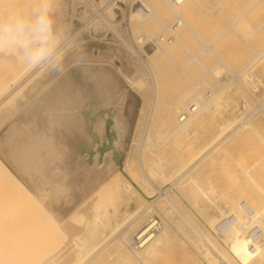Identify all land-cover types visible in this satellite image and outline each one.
Masks as SVG:
<instances>
[{
    "label": "bare ground",
    "instance_id": "6f19581e",
    "mask_svg": "<svg viewBox=\"0 0 264 264\" xmlns=\"http://www.w3.org/2000/svg\"><path fill=\"white\" fill-rule=\"evenodd\" d=\"M134 1L142 2L150 8V13L139 20L136 25L134 23L138 12L134 9L130 11L129 27L134 35L138 34L135 41L133 40L134 43L137 44L140 37L150 40L157 36L162 38L168 33L171 39L159 38V44L151 48L147 45L141 47L135 45L140 48L138 52L123 38L116 27L117 22L102 19L106 28L112 30L119 41L124 44H121L122 47L126 46L125 48L133 54V57L134 55L135 58L139 56L138 53L146 56V60L142 58L141 63L148 77L137 76V79L125 77L129 87L137 90L138 93L141 90L146 91L147 87L151 89V96L148 100L150 117L146 119V131L133 155L128 152L124 158L122 169L113 157V150L121 147V137L125 132V125H120L116 121L117 106L121 100L118 93L120 66L115 65V70H113L109 65L102 63L103 59L99 58L98 53L86 55L72 51L73 53L66 55L62 71H46L43 74L41 72L45 71L28 70L14 55L0 56V62L7 63V68L0 74L2 82L0 83L1 121L15 108V96L31 80L43 74L39 80H35L37 84L39 83V87H36L37 94L34 97L31 95L33 98L30 102L28 100V105L25 104L22 110L17 107L19 104L17 102L16 112L11 116L8 115V122H4L8 123V126L0 136V152L8 162L6 164L5 161L0 160V189L1 187L6 190L10 189L16 203L14 209L10 211V213L14 212L12 216H10L12 213L9 215V212L5 211V207H0V264L264 263V232L262 231L264 230V134L257 131L256 123L253 124V120L254 122L258 120L259 116L255 112L259 107L254 108L250 113L239 112V118L231 115L230 118H224L223 112L230 114L237 108V103L230 108L228 104L231 102L230 97L225 96L221 98V103L219 100L214 102L230 86V82L239 79L253 67L259 58L264 57V48H261L264 44L260 45L262 49L260 52L254 54L251 51L254 54L253 57H248L249 60L246 59L247 62L242 65L239 61L234 63L237 60L234 57L237 56H233L234 59L232 56L231 59L228 57V63L225 62L224 57H219L216 50L211 47V44H216L213 42L229 28L237 32L235 24L253 7L264 3V0H252L236 17L226 21L228 25L220 29V32L218 30L217 34L208 41L203 39L186 19L188 4L195 3L203 15L207 14L208 17L213 14L222 15L221 10L230 0H217L215 4L209 6L202 2L204 0H183L178 5L170 0H159L160 9L167 10V13L174 17L169 21L166 14L155 11L147 0ZM9 2L28 8L34 0H1V10L2 6ZM152 17L156 20L151 21ZM173 22L175 24L181 22L187 29L194 32L202 42V47L196 52L190 51L186 43L187 38L173 29L171 26ZM263 26L264 20L249 36H253ZM57 27L63 33L64 27H60L58 22ZM67 33H63L66 38ZM224 36L226 35L222 37ZM227 36H229L228 33ZM262 39L264 40V37ZM181 49L186 50L188 57L178 64L175 56L180 53ZM239 50L232 55L237 53L241 55L239 53L241 49ZM204 52L206 56L202 55ZM210 54L217 62L211 66H205L200 57L207 58ZM237 58L242 59L241 56L240 59ZM231 60L234 65L231 64ZM194 62L204 71V74L198 78L189 75L191 74L190 69H192V74L196 72L195 68H188ZM260 66V70L263 69L262 65ZM234 67L238 69L236 72ZM219 68L225 69V76L229 75L231 79L220 81L219 88L214 89L211 87L213 82L208 83L206 78L208 77L210 81V75L211 77L218 76ZM250 71L252 72V69ZM165 76L170 79L171 85H177L182 78L189 85L176 97H165L163 95L164 84L162 85L164 83L162 79H165ZM145 78L148 80L146 81ZM260 79L248 73L244 75L242 81H237L242 92H245L257 90V87L261 85L262 80ZM239 89H236L238 91L231 89V91L240 93L241 89ZM259 91L262 93L261 90ZM246 99L244 97V102L247 103V107H250V101ZM194 105L196 111L189 114L184 121L179 122L177 115ZM53 107L57 109L53 110ZM260 112L262 114V111ZM204 114H208L206 116L211 117V120L214 116L222 120L217 123V128H214L217 130L211 133L208 141L198 146L195 140L194 145L192 136L204 124ZM259 118L258 122L264 120V110L262 117ZM158 122L163 124L164 130L159 132L162 138H156L157 140L154 141L152 131ZM4 123L1 125H5ZM248 130L252 133L250 134ZM244 131L251 136L248 138L245 136L249 143L250 138L254 137L252 147L257 144L256 139L260 143V208L258 209L259 206L254 205L252 200L250 203L247 201V206L244 203L247 209L251 206L257 208V210L253 207L249 209L250 215L253 216L250 217L247 214L252 221L244 215L247 210L244 211L245 206L242 207L241 204L243 200L246 202L245 198L239 200L240 198L233 197H238L242 193L241 184L237 183L241 193L239 194L238 190L233 191L237 189L233 185L231 195L227 193L231 188L225 191V185L222 184L227 180L229 183L230 178L239 174L240 169L246 170L243 164L246 157L240 158L241 163L237 161L238 164L235 162L238 158L233 160L234 158L229 157L235 166L239 164L241 166L238 172L235 170L237 174H232V171L231 176L225 169L226 161L221 172L225 169L224 173L227 172L231 176L229 178L227 176V180L223 178V172L221 174L215 171L222 177L220 178L222 182H218L222 184L224 190L221 188L220 193L216 180H211V178H219V175L213 172L215 168L209 167L211 172L207 173V177L212 172L216 177H211L210 174L208 179H204L206 175L203 176L204 170L210 165L209 161L217 162L214 160L216 158L211 157L220 151L227 152L226 145L231 138L239 135L238 133L243 134ZM248 140H245V143ZM106 143H110L111 150L105 146ZM230 152L223 156L229 159ZM243 152L247 153V151ZM242 154L240 153V157ZM237 155L236 153L235 156ZM218 160L221 162L222 158ZM214 163L212 164L215 167L216 163ZM235 166L233 169L236 168ZM242 172L247 175L246 171ZM240 174L237 176H242ZM237 178L234 179L237 180ZM234 179H232L233 182H235ZM6 180L9 185L6 184L5 188ZM210 180L216 185L212 186L213 183ZM228 183H226L227 187ZM226 196H232L231 199L240 201H238L240 204H237L236 200H233L232 206L244 208L241 212L244 218H247L246 222H243L242 217V220L236 219L239 220L237 223L243 222L241 225L233 224L234 221L236 223L235 217H240L238 214L241 212L238 213V211H236L237 215H232V217L235 216L233 219L230 217L231 222H229L230 219L226 220V214L236 210L234 208L235 210H228L226 213L217 204V198L221 197L222 205L227 206L225 201L228 197ZM241 196L242 194L239 197ZM231 202L229 201L230 206ZM208 209L217 213L221 220H218L220 223L209 219L212 216L207 211ZM251 210L254 211L251 212ZM32 215L29 221L32 219L30 223L34 225L36 222L34 228L31 224L28 225L27 219ZM215 217L214 215L213 218ZM198 219L203 220L209 233L205 228L199 227ZM217 219H215L216 222H218ZM225 220L231 226L221 227L227 224ZM258 231L260 237L259 234L256 236ZM32 235L35 236L32 237Z\"/></svg>",
    "mask_w": 264,
    "mask_h": 264
},
{
    "label": "rangeland",
    "instance_id": "374dc122",
    "mask_svg": "<svg viewBox=\"0 0 264 264\" xmlns=\"http://www.w3.org/2000/svg\"><path fill=\"white\" fill-rule=\"evenodd\" d=\"M103 1L104 0H102L101 2H99V0H96V3L99 6V5H101V3L103 4ZM122 1L126 5L125 7H122L121 8L122 9V12L121 13L120 12H117L116 14L110 13L109 16H110V19H112V22H114V23L117 22L118 23V25L116 27L119 30V32L121 33V35L123 36V38L126 39L127 42H129L130 44H132L134 46V48H136V50L139 52L138 49H140V48H138V47H141V45H137L138 43L137 44L134 43V41H135L134 39H135V37L138 34L134 35L133 32H132V30H131V28L129 27L130 11H132V10H130V5H131V3H133V0L132 1L122 0ZM205 1H206V3H205ZM251 1L252 0H230L229 2H227L225 4V6L223 5L224 7L222 6L223 9L221 11H223L222 12V15L224 16V18H222L223 16L221 14L208 15V17H207V14L206 15L205 14L203 15V12L199 9V7L195 3H190V4H188V7L189 8H188V11L186 12V19L192 25V27L195 28V30L198 33H200V35L202 36V38L208 41L212 37H214V35L217 34V31L218 30L220 32V29L222 30L223 27H225L226 25H228V23L226 21L232 20L234 17H236ZM147 2H148V4L155 11H158V13L166 14V16H168V21L174 18L172 15H169L167 13V10L166 11L165 10L162 11L160 9L159 0H147ZM202 2L204 4H206V6H209L211 4L212 5L215 4L217 2V0H204ZM138 3H140L141 6H143V8L147 11V13H145L144 15L143 14H139V13L136 14V17H135L136 21L134 23L135 25L137 24V22H139V20H141L142 18H144L146 15H148L150 13V8L149 7H147L142 2H138ZM0 5H1V0H0ZM55 8H56V18H57L56 20H57L58 24L60 25V27H64L63 28V33L65 34V33L68 32L66 34L67 37L70 36V35H73L74 36L75 35V32H79L81 30L78 33V35H76L75 37H73L72 40L70 41L71 44L68 47L69 49H67V54L66 55H68L69 53L71 54L72 51L73 52L74 51L75 52L78 51V52L84 53L86 55H91V54L98 53L99 54V58L100 59H103L102 63L106 64L107 66L109 65V67L112 68L113 70H115V65L120 66V71L121 72H118L119 73V81H118V86H119L118 89H119V92L118 93H119V96H120V99L121 100H120V102H119V104L117 106L118 117L116 118L117 119L116 121L120 125H125V129H124L125 132L122 135L123 138L121 137V139H122L121 140L122 141L121 147L119 149L113 150V157H114L115 161L117 162V165L119 166V168L122 169L123 168L122 165L124 164V161H125L124 158L127 156L128 152H129L130 155H133V153L136 150V147H137L138 143H140L139 141H141L142 135L146 131V126H147V120L146 119L148 117H150L149 101L148 100L150 99V96H151V89L149 87H147V90L146 91H142L141 90V91H139L140 93H138L137 90L131 89L129 87V83L127 82V80L125 78V77H127L129 79H137L136 78L137 76H143V77L146 76V77H148L147 74H146V71L143 68L142 63H141V60H143V59L146 60V56L145 55L143 56L142 53H139V56H142V57L139 58V56H136V58H135V55L133 57L132 56L133 54H131L129 52V50L127 48H125V46L122 47V45H124V44L119 41L118 37H116L115 34H112V35L109 34L108 37L106 38V41H99V40H97V39H99V37L101 35L104 34V31H103V30H105L104 27L101 24H97V25H95L94 27H92L90 29H87L86 28L85 30H83L84 27H82L81 23H79V21H83L84 20V17L82 15V12L79 14V16L74 17L72 15V13H71V10H70L69 5L67 4L66 0H55ZM253 8L251 9L250 12H248L247 14H244V16L235 24V26L237 28V32L239 31L238 33L235 32V29L229 28L228 29L229 31L227 30L225 32L226 34L223 33V35H226V36L222 37L223 36L222 35V36H220L218 39H216L213 42V44L216 42V44H214L216 48L213 47L214 45L211 44V47L213 48V50L214 49L216 50L215 52H217V55H219V57H224L223 60L224 61L226 60L225 62H227V63L229 61V59H227L228 57H230V59H231V56H232V58H233V56H237L240 59V56H241L242 59H240V60H242V62L240 60H238L237 57H234V58L237 59L236 61H234V63L237 62V61H239L240 64L242 65V63L244 64L245 62H247V60H249V58H252L253 55L255 54V52H260L264 48V45L263 46L261 45V44H264V40L262 39L264 37V26L262 28H259V30H257L255 32V34H253V36L252 35L249 36V34L252 33L255 28H257L258 26H260V23L264 20V3H261V4L255 6V7H253ZM0 10H1V8H0ZM114 16H116V17H114ZM75 18H77L78 21L75 20ZM224 19H226V20H224ZM155 20H156V18H154V17L151 18V21H155ZM176 25L177 24H175V26ZM65 29H67V30H65ZM173 29H175L176 31L180 32L182 35H184V37L187 38V42L186 43H187L188 49L190 51L196 52V51L199 50V48L202 47V42L195 36L194 32H192L189 29H187L181 22H179V26L178 27L173 28ZM110 31H112V30H110ZM227 33H228L229 36H227ZM241 34H242L243 37L241 36ZM156 35H158V32H156ZM163 37L164 38H171V35L168 33V34H166ZM93 38H97V39H93ZM219 39H221V40H219ZM244 39H246V40H244ZM245 42H246V44H245ZM135 45H137L138 47L135 46ZM249 45H253L255 48L253 46H249ZM260 45H261V48L262 49L260 48ZM249 47L253 48V50H251V48H249ZM256 47H258V49ZM239 49H241V52H239L241 55H239L238 53L236 55H232V54H235L236 52H238ZM251 51L254 54H252ZM205 52L208 53V51H205ZM205 52L202 55H205L206 54ZM140 54H142V55H140ZM207 56L209 58L208 57L207 58L205 57L206 60H205L204 57L203 58H201L202 56L200 57V60H203L205 66H211V65L214 64V62L215 63L217 62V60L214 58V56H211V54L210 55H207ZM187 57H188V53L186 52V50L181 49L180 53L175 56V59H176V62L178 64H181L182 62H184L187 59ZM136 59H138V60H136ZM232 60L230 62H232L231 64L234 65V63H233ZM262 60H263V62H262ZM117 62H118V64H117ZM260 63H263L264 64V57L259 58L257 60V62L254 64L255 66L253 65V67H251L248 70V71H250L252 69V72L251 71L250 72L247 71L244 75H247L248 73L249 74L251 73V75H253V77L255 76V78H257V76H258V78H261L260 79V80H262L260 82L261 85H259L257 87L258 88L257 89L258 91L256 90L257 91L256 95L257 96H260V101H261L260 104H262V102H263V104L260 106L261 109H262L264 107V92H263V90H264V88H263L264 87V77H263L264 76V72H262V71H264L263 70L264 69V66H263V64H260ZM236 65H238V63H236ZM260 65H262V67H263V69H261V70H260V67H261ZM191 66L188 67V68L189 69L190 68H193V69L195 68L196 69V72L195 73L193 72V74H192V69H190L191 71L189 73H191V74H189V75L190 76L192 75L193 78H198L199 76H202L204 74L203 69L200 66H198L195 62ZM6 68H7V63L6 62H0V74ZM233 69H236V70H234L235 72L238 70L236 67H234ZM218 70H220L219 71V75H218L219 77L218 76H216V77L215 76H212L211 77V75H210V77H209L210 78V81H209L208 77L206 78V80L208 81V83H210L211 81L213 82V84L211 82V84H212L211 87L212 88L214 87V89L219 88V86L221 85V83H220L221 79H219V81H218V78H221V75L223 76V74L226 73V70L223 69V68H219ZM261 72H262V74L260 75ZM41 73L44 74V73H46V71L45 72H41ZM43 74H39V77L38 78H35V79L31 80L15 96L16 97L15 98V101H14L15 108L12 109L10 111V113L7 114V116L8 115H10V116L13 115L16 112L15 109H17V107L22 110V108H24L26 106L25 104L28 105V103L31 101V99L37 94L36 87L37 86L39 87V83L37 84V81L35 82V80H39L42 77ZM244 75H243V77H244ZM216 78H217V80H216ZM229 79H231V76H230ZM147 80H148V78L146 79V81ZM162 82H164V83H162V85L164 84L163 85V87H164V93H163V95L165 97H176L177 94H180L184 90V88H186L189 85L188 82H186L184 78H182V80L180 82H178L177 85H171L170 79L169 78H166V76H165V79H162ZM0 83L2 84L1 80H0ZM146 86H148V85L146 84ZM32 87H34V88L32 89ZM28 88H29L30 91L27 90ZM235 88L236 89H239L240 88L239 84L233 83L214 102H216V101L219 100L220 103H221L222 102L221 98H225V97L226 98H229L230 97V101L231 102H228L229 107L230 108L234 107L236 105V103H237L236 106L238 107V105L241 102V100L244 99V97L246 98L247 95L246 94L244 95L245 92H242V89L241 88H240L241 90L239 89L240 90V93H238V92L237 93H234V91H231V89L232 90H236ZM259 90H261L262 93H260ZM236 91H238V90H236ZM22 95H23V97H22ZM31 95H33V97ZM28 100H29V102H28ZM17 102L19 103L18 106H17ZM20 109H18V111ZM56 109L57 108H54L53 107V110H56ZM236 109L233 112H231L230 114H228V113L225 114V112H223V117L224 118L225 117L226 118H230L232 116V117L239 118V116H238L239 115V112H241V111L242 112H245L241 108H240L241 111L240 110H236ZM261 109H260V111H262V114H263L264 108L262 110ZM247 112H249V111H247ZM227 114H228V116H227ZM262 114H261V112H257L256 113V115L259 116V117L260 116L262 117ZM206 115H208V114H204L203 115L205 117L204 118L205 121H204V124H202L203 127L201 126L202 129L200 128V130L197 131L198 133L197 132L196 133L195 132L193 133L192 140L194 141V145L196 143H197L198 146L199 145H203L206 141H208L209 138L211 137V135L216 132L217 129H214V128H217V123L220 120H222L218 116L212 117L213 119L211 120V117L208 118V116H206ZM7 116L5 117L6 119L4 118V119H2V121L0 120V136L6 131V128L8 126V123H4L5 121L8 122L7 120L9 118V116L8 117ZM177 116H179V115H177ZM259 117L257 118L258 120H256L255 122L253 120V124L256 123L255 124V127H256L257 131L258 132H261V133L263 132V134H264V130H263L264 129V124H263L264 123V120H262L263 123H261L262 121L261 122H258V121H260V118ZM206 122H207V124H206ZM1 123L2 124L4 123L5 125H1ZM162 126H163V124H161L159 122L155 124V126L153 128V131H152V133L154 134V137H155L154 138V141L157 140V139H160L161 136H160L159 132H160V130H162V131L164 130V128ZM205 129H206V131H205ZM248 131L250 132V134L252 133V131H250V130H248ZM247 133L248 132H245V131L243 133L244 135L238 133L239 135H236V137L235 136L232 137L231 138V141L229 142L230 144L228 143L226 145L227 152H230V150L233 149L230 152V155L228 156V158L230 156H231L232 159L234 158L233 160H236L238 158L235 161L236 163H237V161L238 162L241 161V160H239L240 158L243 159L244 157H246V158H244V159H246V161L244 160V162L246 164L243 163L245 165L244 168L246 170L240 169V171H239V167L241 166V164H239V166L238 165L235 166L234 165L235 163L232 162V159L231 158L227 159L225 156H223L227 152L220 151V152L216 153L217 155L214 154L213 157H211L212 159L213 158H216V159H214V160L217 161V162H215L216 163V166L215 167L212 164L214 162L212 161V163H211V161H209V160L208 161L210 162V165L211 166L209 165L207 167V165H206V167H207L206 169H205V166H204V169L205 170H204L203 176H205V175L206 176H205V178L202 176V179L203 178L204 179H208V177H210L209 175L211 173L207 177V173L211 172V171H209V170H211V169H209V167L210 168L212 167V169L218 168L217 170H215V169L213 170L214 173H215V171H217V173L223 174L225 169H226L227 172L229 171V174L230 175H231V172L232 171H233L232 174H237L238 171H239L238 173L240 174V172H241L240 175H242V176H239L238 177L237 175H239V174L235 175L236 178L238 177L237 180H235L234 179L235 177L231 175L233 177L232 179H234L235 182H233L232 179L230 178L229 183H228V180H227V176H228V178L231 177V176L228 175L227 172H225L227 175L225 173L223 174V176H224L223 178L224 179L226 178L225 180H227V181H224L225 183H222V184L225 185V191H227L228 189L231 188L227 192V193H230V195H231L233 193V191L238 190V188L240 186H242V187L244 186V188L240 187L241 190H242V193L238 190V193L240 192L242 194V196L239 197L241 194L239 193L240 195H238V193H236V195H238V197H236V196H233V197L236 198V199L240 198L239 200H241V198L242 199L245 198L246 202L243 200V204H241L242 207H243V205L245 206V204L247 206V203L248 202L250 203V201L252 200L251 202L254 205H256V206H259L258 207V209H259L260 208V205H259L260 204V200H259L260 199V143L256 139V143L257 144L256 145L254 144L253 147H252V143H254V141H255L254 140V137H253L254 135L252 136L253 139L250 138L252 142L250 141V143H249V140L247 138L248 137H251V136H250V134L247 135ZM240 135H242V136H240ZM245 136L247 138H245ZM239 139L243 143H241ZM242 139H244V140H242ZM195 140H196V143H195ZM245 140H248V141L245 143ZM248 145L250 147H248ZM105 146L108 148V150L109 149L110 150L112 149L110 143H106ZM238 148H239L240 151H242V150L245 151V153L247 151V153L244 154L243 151L240 152L238 150ZM244 148H246V149H244ZM250 148H252V149H250ZM249 151H252V152L250 153ZM236 153L238 154L237 156H235ZM240 153H243L245 156L242 154V156L240 157ZM220 157L222 158L221 162H220V160H218V159H221ZM224 159H226V160L224 161ZM0 160L1 161H5V163L8 164L7 160L5 159V157H4V155L2 153L0 154ZM226 161H227L228 164L226 163V168L224 170L222 169L223 170L222 171L223 173H222L221 172V168H224V165H225V162ZM219 162H220V164H219ZM231 162H232V164H231ZM239 163H241V162H239ZM243 164H242V167H243ZM233 166H235L236 168L234 167L235 169H233ZM235 170L237 171L236 173H235ZM242 171H244V172L246 171V173H247L248 176L245 174L247 176L246 177ZM213 172L211 174V177H216L215 175L213 176ZM217 173H215V174L217 175ZM218 175H219V178L218 177L217 178H211V180H213V179L216 180V183H217L218 187H220V190H218L219 188L217 186H216L217 188L216 187L215 188L220 193L221 190H222L221 188H223V186H222V184H220L218 182V181L222 182V180H221L222 177L220 176V174H218ZM240 178H241V180H240ZM243 178H244V180H242ZM217 179H219V180H217ZM230 181H232L233 183L230 182ZM211 182L213 183L212 184V186H213L215 182L214 181H211ZM3 183H5V181ZM226 183H228L229 186L231 184V186L230 187L229 186L227 187V184ZM237 183H239V185L240 184L241 185L239 186V185H237ZM6 184L9 185L8 181H7V183L4 184L5 188H6ZM245 184H247V185H245ZM233 185L237 189H234L232 191V189L234 188ZM226 187H227V189H226ZM246 189H248V190H246ZM255 189L257 191L258 190L259 191L257 192ZM223 190H224V188H223ZM253 190H255V191H253ZM9 191H10V189H7L6 190V189H2V187H1V189H0V207H5L6 208L5 211L9 212V215L12 213L10 215V216H12L14 212H11L10 213V211L12 209H14V205L16 203H15V197L12 195L11 191L10 192ZM249 191L254 192L253 195L251 194L252 192L249 193ZM246 193H247V195H246ZM255 193H257V194L255 195ZM234 194H235V192H234ZM250 194L252 196H250ZM226 195H228V194H226ZM245 196L246 197H250V198H246ZM226 197H228V196H226ZM231 198H232V196L231 197H228L227 200L225 201V202H227V206L222 205V199H221V197H220V199H219V197L217 198V204L221 207V209L223 210V212H226L228 210L231 211L232 209L236 208L235 206H232L233 203H234L233 200H236V199H231ZM253 198H254V200H253ZM255 200H258L259 202H257V201L255 202ZM229 201L230 202L232 201L231 202V206L233 208L230 206ZM238 201L236 200L237 204H240L239 203L240 201L239 202ZM252 203H251V205H252ZM246 206H245V210H244V208L241 209V206H239L238 208H236V210L234 209L235 211L232 210L231 211L232 213L231 212H229V213L226 212L227 214L226 213L225 214H226V216L228 218V219L226 218V220H229L230 219L229 222H231L232 219L235 217V216L232 217V215H237L238 213L241 212V210H244V211L247 210V212L244 213L245 217L248 216V215H250L251 213H250V210L249 209H251V207H253V206L249 207L248 209H247ZM248 206H249V204H248ZM223 207H225V208H223ZM230 207H231V209H230ZM253 209L254 210H257V208L255 209V206L253 207ZM254 210H251V212H253ZM207 211L212 216V218H209L211 221L213 219V221L215 223H220L219 221H221V220L217 216V213L214 212V210L208 209ZM207 211H206V213H207ZM236 211H238V213ZM235 212H236V214H235ZM229 214H230V216L228 217ZM240 214H242V212ZM240 214H238V216H240V217H235V220L237 218L238 219H241V220L244 218V215L243 214L240 215ZM214 215L216 216L215 218H213ZM251 216H253V215H250V217ZM30 217H33V215L27 217L28 222H29L28 225L31 224L30 222H31L32 219L29 221V218ZM217 217H218V219H217ZM230 217H232V219ZM250 217L248 216L247 218H250ZM247 218H244V221L243 222H246L245 220ZM35 219H37V217ZM215 219H217V221L218 220L219 221L216 222ZM250 219L252 221V218H250ZM5 220H7V218ZM226 220H225V222L227 223ZM34 221L35 220H33V222ZM237 221L239 222V220H236V223L234 221L233 224L241 225L243 223L242 221L240 223H237ZM197 222H198V225H199L200 228H202V227L205 228L206 231L209 233V229L205 225V223L203 222V220L201 221V219H198ZM225 222L223 221V223H225ZM259 222H260V220H259ZM34 223H35V225L33 223L31 224L32 228H34V226H36V222H34ZM224 225L226 227L229 224L228 223L227 224H223L221 227H223ZM229 226H231V225H229ZM263 229H264V227H263ZM31 230H33V229H31ZM258 230L260 231V228ZM259 231L257 232V235L256 236H258V234H259V237H260V232ZM262 231L264 232V230H262ZM34 236L35 235H32V237H34ZM256 236H255V238H257Z\"/></svg>",
    "mask_w": 264,
    "mask_h": 264
},
{
    "label": "clouds",
    "instance_id": "9594fccd",
    "mask_svg": "<svg viewBox=\"0 0 264 264\" xmlns=\"http://www.w3.org/2000/svg\"><path fill=\"white\" fill-rule=\"evenodd\" d=\"M67 38L57 27L55 0L28 8L9 2L0 10V56L14 55L28 70L62 71Z\"/></svg>",
    "mask_w": 264,
    "mask_h": 264
},
{
    "label": "built area",
    "instance_id": "2783aa9c",
    "mask_svg": "<svg viewBox=\"0 0 264 264\" xmlns=\"http://www.w3.org/2000/svg\"><path fill=\"white\" fill-rule=\"evenodd\" d=\"M102 0H99V2H101ZM173 4H180L183 0H170ZM67 4L69 5V8L71 10V13L74 17L79 16V14L82 12V15L84 17L83 21H79V23H81L82 27H84L83 30L90 29L92 27H94L97 24H101L105 30L104 34L101 35L99 37V39L97 38H93V39H97L99 41H106V38L108 37L109 34H114L112 31H110L109 29L106 28V26L104 25L102 19L106 18L112 21V19H110L109 14H116L117 12H122V7H125L126 5L124 4V2L122 0H104L103 4L101 3V5L98 6V4L96 3V0H66ZM130 9H134L136 12H138L139 14H145L147 13V11L143 8V6L140 5V3H136L133 2L130 5ZM116 17V16H114ZM75 20L78 21L77 18H75ZM173 28H176L179 26V22H177V25L175 26V22L172 23L171 25ZM81 31V30H80ZM79 31V32H80ZM79 32H75V35H70L67 37V42L68 45H70V41L72 40L73 37H75L76 35H78ZM159 38L160 37H155L154 39H150L147 40L146 38H142L140 37L138 40V44L137 45H141V46H148V47H156L159 44ZM163 38V37H162ZM160 38V39H162ZM170 40L171 38H165V40ZM126 47V46H125ZM139 54V53H138ZM227 78H230V76L228 75V77L225 76V74H223V76H221V81H227ZM243 76H240L239 79H237L238 81H242ZM237 80H233L232 82H230V86L233 83H239ZM258 89V88H257ZM257 91L256 90H249V91H245V94L247 95V101H250L251 106L247 107L246 104L244 102V99L241 100V102L239 103L238 107L236 110H240V108L245 111V112H241L242 113H250L254 108H258L259 109L255 112H260V96L256 95ZM196 111V107L191 106L190 108H188L185 111H182L181 114H179L178 116V120L179 122L184 121L189 114L194 113ZM249 111V112H247Z\"/></svg>",
    "mask_w": 264,
    "mask_h": 264
}]
</instances>
